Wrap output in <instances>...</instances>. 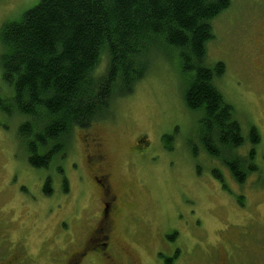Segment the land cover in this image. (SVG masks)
Returning a JSON list of instances; mask_svg holds the SVG:
<instances>
[{"label": "rangeland", "instance_id": "rangeland-1", "mask_svg": "<svg viewBox=\"0 0 264 264\" xmlns=\"http://www.w3.org/2000/svg\"><path fill=\"white\" fill-rule=\"evenodd\" d=\"M39 2L0 0V31L5 22L20 20L25 11ZM213 25L214 37L208 43L207 58L210 62L220 58L227 64L226 74L217 81L219 89L237 108L242 125L259 128L264 147V0H231L228 10L218 15ZM2 52L0 38V55ZM161 54L133 92L116 99L112 116L93 125V130L105 143L115 182L122 187L126 202V210L118 218L117 230L130 244L128 248L138 251H143L150 243L144 245V239L140 243L132 241L131 231H169L172 225H177L179 212L193 209L206 224L223 223L224 219H237L239 215L233 208L237 200L235 191H242L249 200L264 198L256 175L247 179L246 186L238 187L231 172L226 167L223 169V158L211 160L204 153L201 137L205 132L200 128L202 111L187 107L184 96L189 77L176 51L164 49ZM2 73L0 61V96L11 98L13 87L3 80ZM22 121L17 115L0 112V185L3 191L0 206L6 201L15 206L16 212L7 214L14 220L23 217V226L29 234L27 244L37 254L44 238L63 242L64 234L59 237L61 232L56 221L66 220L72 224L75 215L84 216L81 207L91 203V199L87 188L81 186L79 177L73 174L71 159L55 158L49 168H36L29 163V143L19 136ZM81 131L78 128L73 131L77 144ZM165 135L170 136L168 140H164ZM139 137L148 145L142 150V158L131 157L128 151ZM81 151L80 143L79 153ZM260 151L257 163L264 167V150ZM60 164L71 182L72 194L68 196L59 189ZM213 167L223 173L235 193L223 190L211 171ZM12 174L16 179H11ZM49 176L53 178L51 187L55 192L44 196L37 183ZM25 183L27 192L22 189ZM2 224L6 226L5 222ZM154 240H160L156 234Z\"/></svg>", "mask_w": 264, "mask_h": 264}, {"label": "trees", "instance_id": "trees-1", "mask_svg": "<svg viewBox=\"0 0 264 264\" xmlns=\"http://www.w3.org/2000/svg\"><path fill=\"white\" fill-rule=\"evenodd\" d=\"M230 5L231 0H40L20 20L5 22L1 70L14 94L0 96V112L23 119L19 136L29 143L30 164L49 168L74 129L110 118L116 99L132 93L164 49H172L189 77L186 105L202 111L203 148L226 161L235 181L243 180L248 159L238 158L234 148L245 137L234 105L217 84L226 64L207 58L214 21ZM249 137L259 141L256 128Z\"/></svg>", "mask_w": 264, "mask_h": 264}, {"label": "flooded vegetation", "instance_id": "flooded-vegetation-1", "mask_svg": "<svg viewBox=\"0 0 264 264\" xmlns=\"http://www.w3.org/2000/svg\"><path fill=\"white\" fill-rule=\"evenodd\" d=\"M219 61L224 62L220 58L212 62ZM238 119L245 142L234 148V153L238 158L248 159L244 179L236 180L238 187L243 188L249 182L247 179L256 175L259 180L257 185L264 191L262 179L264 167L257 163L260 149L264 150L261 145L262 136L256 125H248L246 128L239 116ZM96 123L80 128L82 135L78 144L71 133L66 140L65 148L55 157L71 159L70 167L73 174L79 177L81 186L87 188L91 203L81 207L84 216L75 215L72 224L66 220L56 221L61 232L59 237L64 234L63 242L58 243L56 239L44 238L36 254L30 250V244H27L29 234L23 226V217L18 216L15 220L11 218L7 213H12L13 210L16 212V208L11 202L6 201L0 206V211L8 215L3 217L0 213V264H264V198L258 201L249 200L242 191H235L237 200L234 201L236 206L233 208L239 214L237 219L230 217L224 219L223 223L206 224L205 219L198 216L195 209L184 210L177 214V225H172L169 231L163 233L162 231L149 233L146 229L131 231L132 241L140 243L144 239L146 241L144 245L150 244L144 247L143 251L128 248L130 244L124 241L122 234L117 230L118 218L126 210L123 190L115 182L117 179L113 175V165L105 143L93 130ZM255 128L260 136L256 143L249 137ZM144 140L143 137L135 139V144L128 151L131 157L142 158L144 154L142 150L148 145ZM204 153L211 160L221 159L207 150ZM223 163L225 164L224 166L222 164L223 169L226 167L229 170L226 162ZM58 170L62 173L59 189L62 193H68L66 196L71 195V182L65 174V168L60 164ZM211 171L224 191L235 193L225 181L223 173L216 167ZM15 177V174L11 175V179H16ZM52 181L53 178L50 176L38 181V190L44 196H50L55 192L51 187ZM48 185L49 190L46 189ZM26 186L25 183L22 189L27 192ZM1 187L0 185L2 194ZM3 222L6 226L2 224ZM53 227L55 228L54 223ZM14 234L17 236L14 237ZM155 234L160 239L158 242L154 240Z\"/></svg>", "mask_w": 264, "mask_h": 264}]
</instances>
